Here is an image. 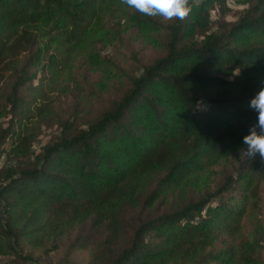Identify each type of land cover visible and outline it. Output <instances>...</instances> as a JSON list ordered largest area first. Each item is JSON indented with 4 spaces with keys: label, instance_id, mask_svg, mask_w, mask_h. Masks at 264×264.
<instances>
[{
    "label": "trees",
    "instance_id": "obj_1",
    "mask_svg": "<svg viewBox=\"0 0 264 264\" xmlns=\"http://www.w3.org/2000/svg\"><path fill=\"white\" fill-rule=\"evenodd\" d=\"M229 1L244 8L213 23ZM191 9L165 21L121 0H0V257L41 264L22 242L64 236L66 257L87 252L88 264H264V160L206 180L258 122L249 103L264 88V0ZM123 21L162 55L138 72L114 65L119 94L63 120L34 152L47 92L97 56L96 28Z\"/></svg>",
    "mask_w": 264,
    "mask_h": 264
},
{
    "label": "rangeland",
    "instance_id": "obj_2",
    "mask_svg": "<svg viewBox=\"0 0 264 264\" xmlns=\"http://www.w3.org/2000/svg\"><path fill=\"white\" fill-rule=\"evenodd\" d=\"M243 8L242 5L229 1L225 10L215 9L211 12V20L213 23L220 19L231 21ZM90 37L94 41L97 56L93 60L83 59L75 63L69 71L63 72L65 82L62 78L59 80L61 84L67 85L66 91H52L53 89L50 92L46 91L49 94L46 101L49 107L43 109L42 116L35 120L40 127L39 136L32 146L36 153L57 136L59 124L63 120L72 116L77 117V113L78 117H84L90 110L107 106L119 94V83L115 82L119 78H116L117 71L114 70V65L127 73L138 72L141 66L149 65L162 55L157 39H152L150 33L142 32L135 25L126 24L124 21L114 29L96 28ZM43 64L38 67L39 73L47 75L48 67L45 62ZM43 68L45 69L41 70ZM38 76L43 75L40 73ZM2 102L1 100L0 104ZM5 120L7 118L1 119L0 122L3 123ZM221 157L207 173V182L218 172H231L232 168L246 159L241 152L233 156L223 154ZM0 171H3V160L0 162ZM66 244L67 239L64 236L49 239L40 237L38 240L25 239L21 244V250L24 255L31 256L41 264H88L87 252H78L67 258ZM0 264H13V260L9 257H0Z\"/></svg>",
    "mask_w": 264,
    "mask_h": 264
},
{
    "label": "clouds",
    "instance_id": "obj_3",
    "mask_svg": "<svg viewBox=\"0 0 264 264\" xmlns=\"http://www.w3.org/2000/svg\"><path fill=\"white\" fill-rule=\"evenodd\" d=\"M121 2L143 15L161 17L169 21L186 19L192 10L193 0H121ZM249 107L258 113V122L243 138L247 148L241 151V155L254 159L259 154L264 160V88L251 98Z\"/></svg>",
    "mask_w": 264,
    "mask_h": 264
}]
</instances>
